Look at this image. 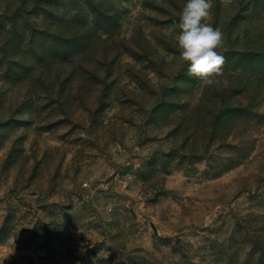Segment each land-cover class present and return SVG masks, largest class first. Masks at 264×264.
<instances>
[{
	"label": "rangeland",
	"instance_id": "1",
	"mask_svg": "<svg viewBox=\"0 0 264 264\" xmlns=\"http://www.w3.org/2000/svg\"><path fill=\"white\" fill-rule=\"evenodd\" d=\"M185 3L0 0V264H264V0H213V86Z\"/></svg>",
	"mask_w": 264,
	"mask_h": 264
},
{
	"label": "clouds",
	"instance_id": "2",
	"mask_svg": "<svg viewBox=\"0 0 264 264\" xmlns=\"http://www.w3.org/2000/svg\"><path fill=\"white\" fill-rule=\"evenodd\" d=\"M213 0H186L179 16V33L175 40L179 50V61L187 64L188 73L198 78L203 86L220 85L223 81L225 38L210 20ZM176 25L169 29L171 35ZM23 118H26L23 117Z\"/></svg>",
	"mask_w": 264,
	"mask_h": 264
}]
</instances>
